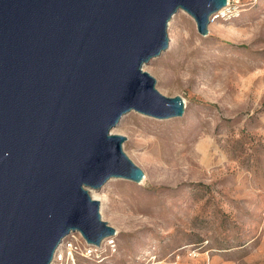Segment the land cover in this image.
Listing matches in <instances>:
<instances>
[{
  "label": "water",
  "instance_id": "water-1",
  "mask_svg": "<svg viewBox=\"0 0 264 264\" xmlns=\"http://www.w3.org/2000/svg\"><path fill=\"white\" fill-rule=\"evenodd\" d=\"M228 0H0V264H52L79 232L99 246L116 233L101 218L110 179L143 170L112 133L130 111L180 117L143 69L168 47L182 10L206 36Z\"/></svg>",
  "mask_w": 264,
  "mask_h": 264
},
{
  "label": "rangeland",
  "instance_id": "rangeland-1",
  "mask_svg": "<svg viewBox=\"0 0 264 264\" xmlns=\"http://www.w3.org/2000/svg\"><path fill=\"white\" fill-rule=\"evenodd\" d=\"M167 34L143 69L184 112L130 111L111 130L144 177L93 190L116 233L86 256L71 233L63 264H264V0H228L206 36L178 10Z\"/></svg>",
  "mask_w": 264,
  "mask_h": 264
},
{
  "label": "built area",
  "instance_id": "built-area-1",
  "mask_svg": "<svg viewBox=\"0 0 264 264\" xmlns=\"http://www.w3.org/2000/svg\"><path fill=\"white\" fill-rule=\"evenodd\" d=\"M225 9V8H224ZM218 13H220V12H218ZM61 244H62V247L57 251V253H56V251H55V253H54V256H53V262L56 264V261H58V263L57 264H63L62 263V253L60 252L61 251V249L65 246V248L64 249H66V252H67V255L69 256V252H71V251H73L74 253L76 252V250H77V246H76V244L72 241V240H68L66 243H65V245H64V242H61ZM84 247V246H83ZM91 248H93L94 249V251H96V246H93V245H90L89 247H87L86 249H85V251L84 250H82V247L80 246V250H81V254H83L84 256H86V255H91Z\"/></svg>",
  "mask_w": 264,
  "mask_h": 264
},
{
  "label": "bare ground",
  "instance_id": "bare-ground-1",
  "mask_svg": "<svg viewBox=\"0 0 264 264\" xmlns=\"http://www.w3.org/2000/svg\"><path fill=\"white\" fill-rule=\"evenodd\" d=\"M224 9H221L219 12H222ZM94 189H89V193H90V195H91V197L92 198H94V199H96V195L94 194V191H93ZM71 234V233H70ZM108 238H111V236L110 237H107V238H105L104 240H102V242H101V244L99 245V246H96V248H100L101 247V245H103L104 244V241L106 240V239H108ZM62 247V244L60 243L59 245H58V247H57V249H56V253H57V251L60 249ZM74 252L73 251H71V252H69V258L70 259H74ZM52 264H55L53 261H52Z\"/></svg>",
  "mask_w": 264,
  "mask_h": 264
}]
</instances>
